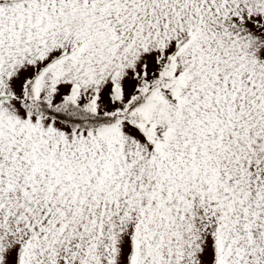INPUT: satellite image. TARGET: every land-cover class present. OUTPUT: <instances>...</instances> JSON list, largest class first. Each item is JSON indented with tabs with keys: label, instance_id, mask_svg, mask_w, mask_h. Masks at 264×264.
Returning <instances> with one entry per match:
<instances>
[{
	"label": "snow or ice",
	"instance_id": "obj_1",
	"mask_svg": "<svg viewBox=\"0 0 264 264\" xmlns=\"http://www.w3.org/2000/svg\"><path fill=\"white\" fill-rule=\"evenodd\" d=\"M0 264H264V0H0Z\"/></svg>",
	"mask_w": 264,
	"mask_h": 264
}]
</instances>
